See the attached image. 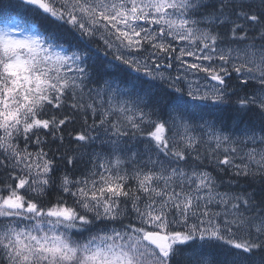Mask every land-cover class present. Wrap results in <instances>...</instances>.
<instances>
[{
  "label": "snow or ice",
  "instance_id": "obj_1",
  "mask_svg": "<svg viewBox=\"0 0 264 264\" xmlns=\"http://www.w3.org/2000/svg\"><path fill=\"white\" fill-rule=\"evenodd\" d=\"M181 256L264 264V0H0V264Z\"/></svg>",
  "mask_w": 264,
  "mask_h": 264
},
{
  "label": "trees",
  "instance_id": "obj_2",
  "mask_svg": "<svg viewBox=\"0 0 264 264\" xmlns=\"http://www.w3.org/2000/svg\"><path fill=\"white\" fill-rule=\"evenodd\" d=\"M241 184L243 185L244 182L241 181ZM174 264H187V260H186V258L184 256H181L176 261H174Z\"/></svg>",
  "mask_w": 264,
  "mask_h": 264
}]
</instances>
